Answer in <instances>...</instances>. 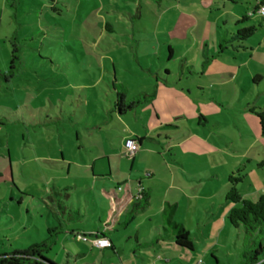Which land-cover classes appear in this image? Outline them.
<instances>
[{
	"label": "rangeland",
	"instance_id": "1",
	"mask_svg": "<svg viewBox=\"0 0 264 264\" xmlns=\"http://www.w3.org/2000/svg\"><path fill=\"white\" fill-rule=\"evenodd\" d=\"M250 1L254 7L256 0ZM207 3L0 0V73L9 68L13 45L20 58L14 79L0 83V165H5L0 170V254L46 237L47 215H35L33 209L40 204L29 198L32 187L75 184L65 176L52 181L56 169L41 159L54 154V147L77 162L81 156L90 163L97 155H107L113 174L98 183L104 187L107 182L108 191L123 184L128 173L152 176L143 184L150 204L138 211L133 225L112 233L114 252H89L90 243L65 241L60 235L45 255L55 264H216L211 255L219 264H240L243 253L254 251L258 242L264 246V234L249 238L226 218L233 206L226 199L231 174L241 180L236 187L243 200L256 202L264 195V135L256 116L257 106L264 105V45L252 58L245 50L244 58L223 55L210 62L212 53L221 49L215 27L202 22L195 27L190 19L195 12L214 21ZM244 6L249 12L238 17L245 13L250 18L241 29L260 20L252 7ZM167 46L174 51L171 59ZM166 68L169 75L163 74ZM113 72L127 99L157 92L149 101L161 119L171 118L172 126L155 132L159 140L145 142L132 158L126 156L125 142L134 140V133H144V121L153 117L140 107L137 114L116 112L108 119L115 97L110 88ZM96 165V171L100 165L107 167V160ZM62 193L71 194L76 209L79 203L86 205L85 191ZM167 219L190 234L193 251L174 245Z\"/></svg>",
	"mask_w": 264,
	"mask_h": 264
},
{
	"label": "crops",
	"instance_id": "2",
	"mask_svg": "<svg viewBox=\"0 0 264 264\" xmlns=\"http://www.w3.org/2000/svg\"><path fill=\"white\" fill-rule=\"evenodd\" d=\"M200 1H204V0H200ZM206 1H208L207 6H206L208 8L207 11L209 13V16L214 15L213 17L214 21L208 22V18H207L208 16H206L205 19L203 18L201 19V17H197L199 15L196 14L195 12L192 15L193 18H190V19L193 21L195 27L200 25L201 22L204 24L212 23L213 24L212 26L215 27V30L218 36V42H219L218 44H219V47H221V49L219 48L220 51L212 53L210 62L214 61L218 57H222L223 55L228 58L231 56V58H234V59L239 58V57L244 58L243 55H241V53L245 50H248L252 53V54L250 53L251 58H252L254 56L253 53L255 51L258 52L261 49V47L264 45V31H263L262 37L259 36V32L261 31V29L264 28V18L260 17V20L258 22L256 21V23H254L253 26L248 27V28L254 27V32L249 39L245 41H238V40L232 39V37L234 36L233 30L236 28L237 30L241 29V27H239V25L236 24V21L240 19V17H238L239 14H242L243 11L249 12V9L246 8L244 5L247 4L250 7H252L253 6L252 2L250 0H206ZM259 2L260 0H256L255 6H257ZM254 7H252V12L254 10ZM246 15L247 14L243 13V16H246ZM255 20L256 18L253 19L254 22ZM242 28L246 29V27H242ZM223 40H226L227 43L225 47L222 48L221 43L223 42ZM167 50L171 51V53H168L169 54L168 59L169 58L171 59V56H173L174 51L170 46H167ZM205 61L207 60L203 59V62ZM241 64L244 65V62H242ZM114 72H115V68H114ZM114 72H113V79L115 78L117 83L122 86L121 81H118L117 79V76H116L117 72L115 74ZM163 74L169 75L170 72L166 68ZM255 77L260 78L258 75H255ZM252 84H255V82H252ZM124 93H125V101H132L134 98L142 96V95H137L133 97L131 100H129L126 97L127 90H125ZM153 94L154 96L152 98H156L159 96L157 92L156 93L154 92ZM145 96H149V95H145ZM180 97L181 95L179 96V98ZM156 101L157 103L159 102L158 99ZM146 102H148L147 103L148 105L146 104L144 105L145 103L144 102L143 104L138 105L132 109H128L123 113L124 115L126 114V112L134 111V113L137 114V109L141 107L144 113L150 112L152 114L153 121L152 120L151 122H149V120L144 121V129H145L144 133L142 134L134 133L135 134L134 141L137 142L138 149L142 148L145 142H155L156 139L159 140L160 135H157V137L154 136L155 132H157L159 129H163L164 126L166 127V125L167 127L172 126V125H168L170 124L171 118L164 115L163 119H161V117L158 116L157 112L155 111L157 108L155 104L149 100ZM158 105H161V104L158 103ZM175 105H177V103H175ZM257 107L264 109V105L263 106L259 105ZM250 109L251 108L249 107V110ZM205 111L207 110H204V113ZM118 115H121V114H118ZM204 115L205 114H203V116ZM146 117L147 116H145L144 114V119H146ZM114 118H115L114 114H111V115L109 114L108 119L113 120ZM75 136H76L75 137L76 140H79L81 138V135L78 132H76ZM169 140L170 139H167V141ZM52 142L53 140L49 138L48 143L52 144ZM156 143H159V141H157ZM76 147L77 149H79L78 145ZM53 150H54L53 151L54 154L52 153V154L46 155L44 159H41L40 157L36 156L35 159L38 158L41 160H45L51 163V166L49 167L50 169L52 170L56 169L55 172L53 171L51 173V176H53L52 181L56 179L55 176H62V177L65 176V177L76 180V182L73 186L64 185L61 188H59L57 184H54V183H52L51 186L49 187H47V185H43V186L35 185L34 187H32L31 192H30L32 196H29V198L37 200L38 203L36 204H40V206L33 209V211H35V215L39 218H44L45 215H47L45 217L47 218L45 220L46 225H47L46 230L48 227L55 226L56 224H60L62 226L65 224L64 231L61 234L63 235V237H65L64 238L65 241H67V239L69 238L71 240L73 239L71 232L72 233L79 232L87 236H91L93 234H103V236L107 237L112 242V248L109 250L114 252L115 251L114 241H113V238H111V235L112 233L116 232L118 228L121 227V224L123 223L127 212L131 209V206L134 201V197L137 194V191L140 187L143 189V192L147 193L149 196V203H148V206H149L150 201H151L150 193L149 191L144 190L143 184H144V180H149V179L152 180L151 178L152 176L149 173H147L149 176H147V174L145 175L144 173H138V175L133 177L128 173L126 174V178L123 184L121 185L119 184L117 185L116 189H111V191H108L105 188V185L107 184V182H103L104 187L100 186L101 184L100 182L98 183V180L109 179L112 177V174H113V171L110 166V160L107 155L105 154L102 156L97 155L94 159L91 160L90 163H87L83 159L82 156L80 158V161L77 162L76 159L73 158V156H70V157L68 156L69 158L65 157L62 151L59 152L56 149V147H54ZM100 159L107 160V167L100 165L98 171H96L97 170L96 163ZM4 167L5 165H0V170L4 169ZM58 171H60L61 173H58ZM77 182H84V185L82 187H79ZM95 186H98L97 190L95 189ZM53 187H55L59 191H62L65 187H68L66 191L73 190V189L85 191L84 198H85L86 205L82 207V204L79 203V207L76 209L73 203L71 202V194L67 193L65 197L67 200L66 203L68 204V206L71 207V209H73L72 210L73 212L77 211L76 215L73 214L67 217L66 216L68 212L67 208L63 210L62 213H60V211L56 209L55 203L53 204L52 201H49L46 199L47 196H50V194L52 193L51 190ZM21 203L22 201L19 200L18 204L20 205ZM91 203L94 204L93 206L95 207L98 204H100L99 209H94L95 207L90 208ZM169 206H173L175 208L176 204H172ZM163 211L164 209L162 210V213ZM27 214L31 215L32 213L27 212ZM87 216L89 220L86 222L84 219ZM91 216H93V220H90ZM134 222H135V219L129 226L133 225ZM100 225H103V227L100 228L101 227ZM37 231L40 233L39 228L37 229ZM64 244L65 243L63 241L62 246ZM63 248H65V245L63 246ZM94 249L95 248L90 246L89 252H93ZM103 250L104 249L100 250L101 254H103Z\"/></svg>",
	"mask_w": 264,
	"mask_h": 264
},
{
	"label": "trees",
	"instance_id": "3",
	"mask_svg": "<svg viewBox=\"0 0 264 264\" xmlns=\"http://www.w3.org/2000/svg\"><path fill=\"white\" fill-rule=\"evenodd\" d=\"M260 6H264V0H260L259 4L254 7L252 15L255 13ZM250 17L248 15L243 16L241 19L236 21L237 25H240L243 22H246ZM254 32V27L239 29L234 33L232 39L238 41H245L249 39ZM231 38V37H229ZM225 42V40H223ZM168 53H171L169 50ZM20 58L18 57V48L13 45L11 51V57L9 62V68L4 72L0 73V83H10L18 73V69L15 65L16 62H19ZM110 88L115 92V97L111 103L110 115L117 112V114H123L126 110L132 109L138 105L143 104L154 96H139L134 98L132 101H125V88L117 83L115 78L111 82ZM83 102L82 96L79 99ZM254 108H251L250 111H253ZM256 116L259 120V126L262 130V135H264V109L259 108ZM3 118H0V126H3L1 122ZM228 182L230 188L227 194L226 199L233 203L232 208L226 215L228 223L236 230H240L245 233L249 238H252L258 234H264V195L258 197L256 202H251L243 200L238 193V188L236 187L240 179L234 178L233 174L228 176ZM68 187H65L62 191L57 190L55 187L52 188L50 196H47V200L52 201L56 205V209L62 213L63 210L67 208V215L71 216L76 215V212H73L70 206L66 203L67 193L63 195L62 192H66ZM141 188V187H140ZM142 189V188H141ZM149 203V196L147 193L142 192L137 194L134 198L131 209L127 212L121 227H128L133 220L138 211L145 209ZM174 208L173 206H170ZM173 210V209H171ZM73 212V213H72ZM165 215L168 216L167 211H163ZM168 225L173 230L174 236V245L180 249L184 250H194V246L190 237L183 227L178 226L171 219H167ZM65 224L62 226L56 224L55 226L48 227L46 230V237L39 243H34L28 246L25 249L14 251L10 254H0V264H55L45 255L50 252L52 246L55 245L56 240L59 235L64 231ZM163 229V228H162ZM76 234H82L79 232H71L72 238L76 240ZM103 236V234H93ZM110 240V239H109ZM77 241V240H76ZM111 242V241H110ZM255 243V242H254ZM112 245V242H111ZM106 248V249H111ZM211 254V253H210ZM216 264H219V261L216 257L211 255ZM202 263V261H201ZM240 264H264V246L261 243L256 244V249L254 251L243 253V260Z\"/></svg>",
	"mask_w": 264,
	"mask_h": 264
},
{
	"label": "built area",
	"instance_id": "4",
	"mask_svg": "<svg viewBox=\"0 0 264 264\" xmlns=\"http://www.w3.org/2000/svg\"><path fill=\"white\" fill-rule=\"evenodd\" d=\"M256 13L260 17L264 18V6H260L257 9ZM125 148H126V153H127L126 156L132 158L134 156L135 152L138 150V144L134 140L126 141L125 142ZM141 192H142V189L139 188L137 191V194H139ZM136 195H135V197H136ZM76 240L78 242H81V243H90L92 247L98 248L99 250L110 248L112 246L110 240L107 237L100 236V235L87 236L84 234H76ZM198 263L200 264L201 260H199Z\"/></svg>",
	"mask_w": 264,
	"mask_h": 264
}]
</instances>
